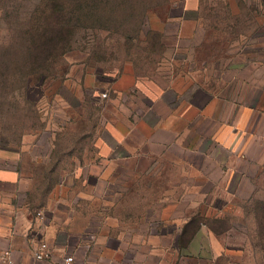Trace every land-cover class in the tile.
I'll list each match as a JSON object with an SVG mask.
<instances>
[{"label":"rangeland","instance_id":"1","mask_svg":"<svg viewBox=\"0 0 264 264\" xmlns=\"http://www.w3.org/2000/svg\"><path fill=\"white\" fill-rule=\"evenodd\" d=\"M55 8L66 10L63 26L50 22ZM58 39L56 56L34 69L33 45ZM217 88L229 102H208L206 114L249 124L263 185L206 230L218 261L264 264V0H0V251L24 261L38 242L68 253L105 238L114 264L173 259L197 226L183 234L182 221L198 220L197 203L217 191L201 178L214 177L211 163L169 147L148 174L142 163L118 168L109 184L92 149L107 155L123 117L138 141L140 121L166 113L155 92L193 90L202 104Z\"/></svg>","mask_w":264,"mask_h":264},{"label":"crops","instance_id":"2","mask_svg":"<svg viewBox=\"0 0 264 264\" xmlns=\"http://www.w3.org/2000/svg\"><path fill=\"white\" fill-rule=\"evenodd\" d=\"M220 80L221 77H218L216 82H220ZM220 89L217 88L216 92L209 95V99L202 104L197 101L193 90L186 96L177 95L173 90L164 94L155 92V101L166 107V113L159 114L155 109L154 125H149L148 119H142L140 122L145 124L146 131H137L139 132L138 141L133 135L140 128L133 125L129 118L123 117L125 134L116 139L114 145L107 146V155L102 156L98 146L92 149L98 162L103 165V169L108 170L104 178L109 184H113V181L118 179L116 172L118 168H121L122 174H124V171L137 169L142 163L144 165L143 172L148 174L157 168L158 157L162 155L163 149L169 147L198 156L211 163L216 178H211L207 173L202 174L201 178L213 185L217 191L215 194L210 192L208 195H203L201 202L197 203V217L201 222L198 223L185 245L171 249L173 259L166 257L162 264H225L222 259L218 261L211 237L206 230V223L219 215L221 210L226 211L227 207H235L237 203L247 204L253 201L262 189L260 187H262L263 181L257 176L259 173L258 163L248 157L252 150L249 141L251 142V139L255 138L253 133L248 130L249 124L245 126L242 124V116H236V120L239 119L235 124H232L229 120V117H232L231 111L225 112L220 118L208 117L206 114L204 106L209 103L227 105L229 102L220 95ZM210 122L216 123L217 131L209 133L202 129L205 123ZM158 149L159 151H157ZM48 152H50L49 149ZM49 160L47 161L49 162ZM81 164L82 162L78 160L77 165L81 166ZM192 168L196 169L195 165ZM194 194L182 201L191 202L198 193ZM159 201L162 202V200ZM214 202H222L223 206L219 208L213 205ZM182 222L185 226L188 221ZM105 240V238L97 239L93 243L79 241L70 248L68 253L58 247L52 248L45 243L51 257L48 264L65 256H72L75 264H114L117 260L118 248L108 245ZM39 243L44 242L34 244L33 251ZM2 251L4 250L0 252ZM11 253L17 262L44 264L33 261V252L24 261H18L12 251Z\"/></svg>","mask_w":264,"mask_h":264},{"label":"trees","instance_id":"3","mask_svg":"<svg viewBox=\"0 0 264 264\" xmlns=\"http://www.w3.org/2000/svg\"><path fill=\"white\" fill-rule=\"evenodd\" d=\"M65 16H66V10L64 8H55V9L51 10V21L50 22H51V24H53L56 27L63 26V20L62 19ZM61 31L63 32V29H61ZM155 35H157V34H155ZM58 36L59 35L56 34L55 38L58 37ZM61 36H62V38H64L63 34ZM58 38H60V37H58ZM59 43H60V39L54 41L49 47L46 46V48L47 47L48 48L45 49V50L43 49L44 45L43 46H39V45H33L32 44L33 45V47H32L33 50H32V48H31V50L36 53V60H35V63L33 65L34 69H41V67H45L44 63L48 62L49 60H51L52 57L56 56V54L58 52L57 46L59 45ZM65 43H66V37L63 39V44H65ZM61 46L62 45H60V48H61ZM63 47H64V45H63ZM39 52H40V55L43 54L42 57H40V58H38L39 57ZM200 222L201 221L199 219L187 222V224L184 226L183 234H185L189 228L193 229L194 226H196V223H197V226H198V223H200Z\"/></svg>","mask_w":264,"mask_h":264},{"label":"built area","instance_id":"4","mask_svg":"<svg viewBox=\"0 0 264 264\" xmlns=\"http://www.w3.org/2000/svg\"><path fill=\"white\" fill-rule=\"evenodd\" d=\"M105 97V94L102 95ZM50 253L45 243H39L32 253V259L34 262L48 264L50 261ZM0 264H26L23 262H17L11 251L4 250L0 252ZM50 264H75L72 256H65L57 261L51 262Z\"/></svg>","mask_w":264,"mask_h":264}]
</instances>
